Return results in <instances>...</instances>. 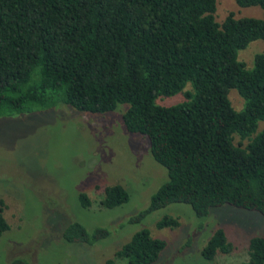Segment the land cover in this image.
I'll return each mask as SVG.
<instances>
[{"label":"trees","instance_id":"16d2710c","mask_svg":"<svg viewBox=\"0 0 264 264\" xmlns=\"http://www.w3.org/2000/svg\"><path fill=\"white\" fill-rule=\"evenodd\" d=\"M234 2L258 7L261 18L228 14L218 23L215 0H0V118L58 104L91 115L126 105L124 130L146 138L150 157L167 176L128 223L172 203L188 205L197 219L222 205L264 218V126L258 130L264 125V55L255 54L250 69L237 60L249 43L264 42V0ZM230 90L241 109L231 107ZM178 93L180 103H155ZM127 200L121 186L110 185L98 203L112 209ZM77 201L89 206L84 193ZM177 226L170 216L155 224ZM8 229L0 201V236ZM108 234L74 221L61 239L92 246ZM164 246L141 229L113 256L152 264ZM230 250L218 228L200 256L211 261ZM240 264H264V238H249Z\"/></svg>","mask_w":264,"mask_h":264},{"label":"rangeland","instance_id":"374dc122","mask_svg":"<svg viewBox=\"0 0 264 264\" xmlns=\"http://www.w3.org/2000/svg\"><path fill=\"white\" fill-rule=\"evenodd\" d=\"M228 14L234 19L262 16L258 7L240 8L234 0H215V21L220 23ZM255 54L264 55L263 41H253L238 51L237 60L250 69ZM227 98L233 109H241L242 101L234 90ZM182 100L178 93L157 98L155 103L168 107ZM126 107L91 115L58 104L30 115L0 118V201L9 227L0 236V264L13 259L25 264H125L113 253L141 229L165 241L152 264H240L247 260L249 238H264V218L252 211L222 205L197 219L188 205L172 203L137 223H128L147 207L151 194L167 176L150 157L146 138L124 130L120 115ZM258 125V130L264 126ZM110 185L121 186L128 200L104 209L98 203L101 189ZM80 193L89 201L87 208L77 201ZM163 216L176 219L178 226L157 229L155 224ZM74 221L87 231L100 227L109 234L92 246L66 243L62 230ZM218 228L231 250L204 261L200 251Z\"/></svg>","mask_w":264,"mask_h":264}]
</instances>
